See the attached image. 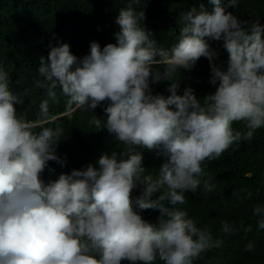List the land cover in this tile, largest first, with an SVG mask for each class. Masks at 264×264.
Returning a JSON list of instances; mask_svg holds the SVG:
<instances>
[{"label":"clouds","instance_id":"9594fccd","mask_svg":"<svg viewBox=\"0 0 264 264\" xmlns=\"http://www.w3.org/2000/svg\"><path fill=\"white\" fill-rule=\"evenodd\" d=\"M208 3L211 11L201 3L184 14L171 48L159 47L141 26L145 12L135 7L140 0H128L119 11L115 44L101 49L92 42L79 60L67 44L50 46L39 62L44 80L36 86L46 82L53 99L59 88L74 110L91 112L107 103L106 119L92 115L89 125L106 129L124 148L47 185L41 175L49 162L65 164L56 152L64 128L47 126L54 123L47 100L35 121L18 111L28 90L14 94L0 66V264H195L221 246L176 206L201 184L205 193L214 190L205 162L264 129V25L227 10L239 0ZM209 41L223 43L226 69L215 64L218 53ZM202 57L216 86L203 103L191 88L178 95L180 82H173L178 70L191 71ZM164 81L170 94H153L152 85ZM235 123L246 131L235 130ZM145 151L162 161L156 175H145ZM138 186L142 191L133 199ZM145 210L158 211L155 222L142 217ZM252 215L264 229V205H255ZM221 231L237 230L224 220ZM253 250L249 242L245 251Z\"/></svg>","mask_w":264,"mask_h":264},{"label":"trees","instance_id":"16d2710c","mask_svg":"<svg viewBox=\"0 0 264 264\" xmlns=\"http://www.w3.org/2000/svg\"><path fill=\"white\" fill-rule=\"evenodd\" d=\"M128 0H0V66L10 76V89L20 94L25 89L28 95L23 106L16 105L18 111H25L29 120L35 121L39 105L47 100L52 121L47 126L59 123L64 134L56 148L64 166L50 161L41 175L47 185L61 174H71L73 170H83L89 163L95 164L102 153L122 151L119 144L106 129L89 125L92 115L106 119L102 103L96 109L74 110L69 98L59 88L55 98L48 95L47 83L44 88L36 86L39 76L40 58L47 59L50 46L67 44L71 53L79 59L90 53V44L97 42L103 49L109 43L115 44L114 34L119 31L115 19L119 11L126 7ZM204 4L208 11L212 5L208 0H140L137 11L144 10L145 20L141 21L151 33L150 39L159 47L171 48L178 40L183 27V16L191 7ZM241 20L259 21L264 25V0H239L235 9L229 8ZM218 55L215 64L226 69L228 53L222 42L209 41ZM162 69V65L159 66ZM210 62L200 58L191 71L178 70L173 82H180L177 90L182 95L185 88L203 103L206 96L214 94L216 86L210 84ZM170 82L152 85L153 94L169 95L166 89ZM74 110V111H73ZM235 130L246 131L240 123ZM39 131V129H36ZM145 175H156L162 161L154 153L144 152ZM205 171L210 184L215 188L204 192L203 184L195 194L185 193L187 203L176 207L188 213L197 227H205L213 241L222 240L220 247L209 249L195 264H264V229L257 227V217L252 215L255 205H264V129H258L253 139L234 144L218 160L205 162ZM54 170V171H50ZM142 187L133 191V199L140 195ZM158 193L154 198L158 197ZM170 206V205H169ZM171 207V206H170ZM139 211V210H138ZM142 217L155 222L159 213L155 210L140 212ZM228 221L236 228L235 234L226 235L221 231V221ZM251 227V231L244 229ZM254 244L252 252L245 246ZM127 264V262H125ZM157 264H162L158 261Z\"/></svg>","mask_w":264,"mask_h":264}]
</instances>
